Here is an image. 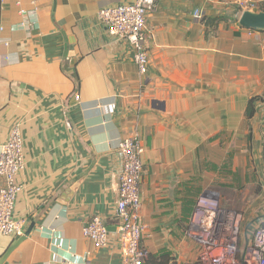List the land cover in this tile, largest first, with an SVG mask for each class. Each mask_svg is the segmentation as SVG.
I'll return each instance as SVG.
<instances>
[{
    "label": "crops",
    "instance_id": "0c3cea01",
    "mask_svg": "<svg viewBox=\"0 0 264 264\" xmlns=\"http://www.w3.org/2000/svg\"><path fill=\"white\" fill-rule=\"evenodd\" d=\"M131 1L0 0V146L17 125L13 217L28 232L3 264H121L117 144L135 133L148 263L196 259L185 230L207 190L249 214L247 235L264 226V30L238 24L264 0H155L144 74L98 17ZM93 217L99 248L82 232ZM16 237L0 235V255Z\"/></svg>",
    "mask_w": 264,
    "mask_h": 264
},
{
    "label": "built area",
    "instance_id": "2783aa9c",
    "mask_svg": "<svg viewBox=\"0 0 264 264\" xmlns=\"http://www.w3.org/2000/svg\"><path fill=\"white\" fill-rule=\"evenodd\" d=\"M240 4L252 9V0ZM156 7L155 0H132L129 3L106 7L98 17L109 35L127 40L133 47V61L144 74L148 65V50L144 45L147 36L146 20ZM201 18L200 10L194 11ZM78 99V95L75 96ZM120 153V169L114 174L118 200L116 231L121 248V264H177L148 263L147 252L142 247L146 226L140 221V183L143 163V146L135 133L122 138L117 144ZM22 136L14 126L7 140L0 146V235L18 236L23 232L24 220L13 217L14 204L22 186L15 181L23 169ZM242 214L221 205L218 198L198 197L188 227L185 230L197 245L196 259L181 264H264V226H256L247 235L242 228ZM83 235L90 238L95 248L104 246L108 229L97 217L86 222Z\"/></svg>",
    "mask_w": 264,
    "mask_h": 264
},
{
    "label": "water",
    "instance_id": "95a60500",
    "mask_svg": "<svg viewBox=\"0 0 264 264\" xmlns=\"http://www.w3.org/2000/svg\"><path fill=\"white\" fill-rule=\"evenodd\" d=\"M239 26L250 29V30H264V11H252V10H244L239 19ZM28 235V232H23V236H17L12 244L5 250V252L0 255V264H3L6 257L10 253L14 247L24 239V237Z\"/></svg>",
    "mask_w": 264,
    "mask_h": 264
},
{
    "label": "rangeland",
    "instance_id": "374dc122",
    "mask_svg": "<svg viewBox=\"0 0 264 264\" xmlns=\"http://www.w3.org/2000/svg\"><path fill=\"white\" fill-rule=\"evenodd\" d=\"M212 190V189H211ZM205 196H212L213 197V194H211V191L210 190H207L205 191V193L203 194ZM222 205V204H221ZM223 206V205H222ZM242 214V213H241ZM246 217H250L248 213H245V214H242V218L243 219H246ZM243 224V223H242Z\"/></svg>",
    "mask_w": 264,
    "mask_h": 264
},
{
    "label": "trees",
    "instance_id": "16d2710c",
    "mask_svg": "<svg viewBox=\"0 0 264 264\" xmlns=\"http://www.w3.org/2000/svg\"><path fill=\"white\" fill-rule=\"evenodd\" d=\"M258 11H264V6H261V7L258 9ZM252 110H253V108H252V104H251V102H250V104H249V106H248V108H247V113H248V114H251ZM161 263H162V262H161ZM166 263H167V262H166Z\"/></svg>",
    "mask_w": 264,
    "mask_h": 264
}]
</instances>
